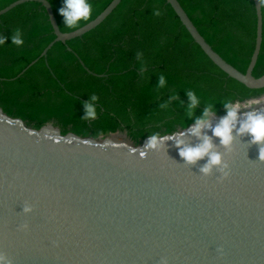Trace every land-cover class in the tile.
<instances>
[{"label":"water","instance_id":"water-1","mask_svg":"<svg viewBox=\"0 0 264 264\" xmlns=\"http://www.w3.org/2000/svg\"><path fill=\"white\" fill-rule=\"evenodd\" d=\"M28 1L44 7L54 38L17 77L41 57L47 65L54 43L94 29L121 0L69 32L60 30L48 0H15L0 16ZM252 1L255 37L244 72L212 48L178 0L166 3L214 65L247 88L261 89L264 73L255 77L252 70L262 43V8ZM74 55L86 72L104 76ZM253 109L264 112V104L238 111L227 147L212 131L227 113L212 112L211 127L199 137L191 123L162 135L168 137L163 146L141 156L150 136L134 144L112 135L62 134L48 123L33 128L0 107V264H264V144L238 134ZM204 136L227 163L226 178L220 166L201 171L207 156L195 164L180 157L177 140L195 147Z\"/></svg>","mask_w":264,"mask_h":264},{"label":"trees","instance_id":"trees-1","mask_svg":"<svg viewBox=\"0 0 264 264\" xmlns=\"http://www.w3.org/2000/svg\"><path fill=\"white\" fill-rule=\"evenodd\" d=\"M13 1L0 0V9ZM48 1L60 30L76 29L64 25L59 13L63 0ZM110 1L88 0L92 5L88 21ZM178 1L212 48L244 72L254 45L253 1ZM156 10L161 15H154ZM262 19V43L252 70L255 77L264 73V8ZM88 21H80L79 27ZM17 29L24 41L19 47L11 41ZM0 37L7 38L0 45V107L37 129L55 120L62 134L96 138L121 130L139 144L153 134H171L195 123L210 103L214 113L224 115V102L264 94V88L249 89L214 65L166 0H121L94 29L65 44L54 43L47 52V65L41 57L18 77L54 38L44 7L28 1L1 15ZM74 53L89 70L104 76L86 72ZM161 75L166 85L158 88ZM189 91L200 101L191 117ZM92 95L98 97L92 102L97 116L82 119L83 105Z\"/></svg>","mask_w":264,"mask_h":264},{"label":"clouds","instance_id":"clouds-1","mask_svg":"<svg viewBox=\"0 0 264 264\" xmlns=\"http://www.w3.org/2000/svg\"><path fill=\"white\" fill-rule=\"evenodd\" d=\"M258 4L261 8H264V0H258ZM59 13L64 17V25L69 29L79 27L80 21H88L91 18L92 5L88 0H63V6L59 9ZM156 16L161 15L159 10L153 13ZM6 37H0V45L6 44ZM11 41L13 45L22 46L23 39L22 33L19 29L15 30V33L11 36ZM140 57L141 54L137 53ZM159 84L158 88H162L166 85V80L163 75L158 77ZM189 97L188 105V116L194 115V110L199 104V100L194 92H187ZM175 98V97H173ZM98 97L95 95L90 96L88 102L84 103L85 115L82 119H95L97 116L96 107L92 102L97 101ZM224 108L227 111V115L223 117L219 124L212 129L213 135L220 138L221 144L224 146H229L233 140L232 131L235 128V124L238 120V111L241 107L239 103H232L231 101H226L223 103ZM161 107H166V105H161ZM213 105L210 103L205 108L201 117L196 119L195 127L191 129V133L194 136L199 137L201 134V129L204 127H211L210 124V114L213 112ZM246 119L241 121L239 133L238 134H249L252 137L253 144H264V112H257L255 109L245 113ZM168 137H161L153 134L149 137V140L144 146V151L141 152V156H145L149 150H159L163 146V141ZM176 146L179 148L180 157L189 164H195L198 160L208 157V162L201 169L204 174H209L213 166H220V171L223 173L222 178H226L228 173L225 171L228 168L227 163L222 162V156L218 152L212 151L213 144L211 139L207 136L203 137V143L195 147L184 146V141L177 140ZM259 159L264 161V147L259 149ZM25 211H30V209L25 208Z\"/></svg>","mask_w":264,"mask_h":264},{"label":"built area","instance_id":"built-area-1","mask_svg":"<svg viewBox=\"0 0 264 264\" xmlns=\"http://www.w3.org/2000/svg\"><path fill=\"white\" fill-rule=\"evenodd\" d=\"M232 103H239L241 105L239 111L250 110L258 105L264 104V94H261L257 97L235 100Z\"/></svg>","mask_w":264,"mask_h":264},{"label":"rangeland","instance_id":"rangeland-1","mask_svg":"<svg viewBox=\"0 0 264 264\" xmlns=\"http://www.w3.org/2000/svg\"><path fill=\"white\" fill-rule=\"evenodd\" d=\"M255 97H257V96H255ZM47 123H48V124H51V125H53V126H57L55 120H49ZM57 127H58V126H57ZM58 128H59V127H58ZM105 135H112L113 137H114V136H117V137H120V138H122V139H125V140H127V141H129V142H132L131 139L127 136V134H126L125 131L118 130V131H116V132H112V134L107 133V134H105ZM105 135H102V137L105 136Z\"/></svg>","mask_w":264,"mask_h":264},{"label":"bare ground","instance_id":"bare-ground-1","mask_svg":"<svg viewBox=\"0 0 264 264\" xmlns=\"http://www.w3.org/2000/svg\"><path fill=\"white\" fill-rule=\"evenodd\" d=\"M114 139H116V140H124V139H119V138H114Z\"/></svg>","mask_w":264,"mask_h":264}]
</instances>
